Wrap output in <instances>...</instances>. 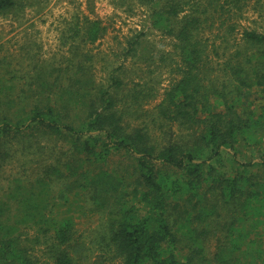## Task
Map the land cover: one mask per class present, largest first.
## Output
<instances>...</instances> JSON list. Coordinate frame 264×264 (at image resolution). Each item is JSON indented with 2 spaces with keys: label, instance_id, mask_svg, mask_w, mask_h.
I'll use <instances>...</instances> for the list:
<instances>
[{
  "label": "trees",
  "instance_id": "obj_1",
  "mask_svg": "<svg viewBox=\"0 0 264 264\" xmlns=\"http://www.w3.org/2000/svg\"><path fill=\"white\" fill-rule=\"evenodd\" d=\"M131 1L169 51L152 55L137 33L98 81L86 47L106 29L76 16L51 76L16 95L0 80V171L29 154L50 156L0 194V264H82L88 250L69 214L84 208L105 231L102 254L88 264H264V34L233 39L224 17L246 0ZM27 5L0 0V16ZM215 31L225 43L213 77L203 35ZM128 60L136 76L174 61L157 108L143 109L155 95Z\"/></svg>",
  "mask_w": 264,
  "mask_h": 264
},
{
  "label": "rangeland",
  "instance_id": "obj_2",
  "mask_svg": "<svg viewBox=\"0 0 264 264\" xmlns=\"http://www.w3.org/2000/svg\"><path fill=\"white\" fill-rule=\"evenodd\" d=\"M242 3L240 11L227 5L226 7L232 8V18H229L227 14L224 17L228 24L233 25V39L236 41H241L245 31L264 34V0H246ZM29 4L31 5H27L22 10L0 16V80L3 85L6 83L7 86L14 88L10 90L14 95L23 90L29 91L33 81L36 82L47 75L51 76L53 69L59 66L61 59L63 60L62 57L67 54V47L62 45V34L72 18L76 16L98 19L106 29L102 40L86 47L93 56L95 76L101 82L108 77L112 69L122 63L124 58L121 56V50L127 39L137 33H144V39L146 38L154 47L150 48L152 55L157 56L158 50L169 51L172 45L159 33L149 29L146 9L131 0L126 1L125 4L120 0H29ZM218 36V31H215L214 35L209 33L203 35L208 45L206 46L208 50L206 69H210L209 75L213 77L216 76L214 72L217 73L220 70V62L224 60L223 44L225 42ZM213 46L214 52H212ZM156 64L152 66L143 64V75L136 76L138 68L133 62L129 60L126 62V69L133 72L134 80L141 83L140 87L146 83L154 92L155 97L143 107L145 111H151L163 102L166 91L176 78L174 61L166 63L163 69H159V66H155ZM133 76L128 74L123 76L130 89L134 88L131 82ZM54 143L48 144L52 150H54ZM45 157L50 156L49 154L44 157L39 154H29V158L25 159L31 161H25L24 164H22L23 161L22 163L19 161V158L5 163L0 171L2 178L0 194L4 190L6 192V187L10 185L14 177L34 176L37 165L49 161H45ZM38 158L43 161L36 160ZM119 159L122 158L115 157L110 166H117ZM62 210L66 209L62 207ZM87 211L84 208L78 212L71 211L69 214L74 219L76 240L83 243L88 250L87 254L85 250L83 253L90 257V259L87 257L88 260H82V264L94 262L102 254L105 245L102 239V234L105 232L102 217Z\"/></svg>",
  "mask_w": 264,
  "mask_h": 264
}]
</instances>
